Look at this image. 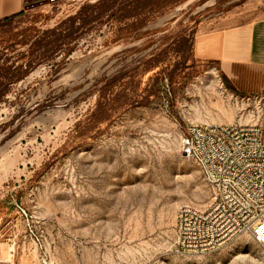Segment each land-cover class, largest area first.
Masks as SVG:
<instances>
[{
    "label": "rangeland",
    "instance_id": "rangeland-1",
    "mask_svg": "<svg viewBox=\"0 0 264 264\" xmlns=\"http://www.w3.org/2000/svg\"><path fill=\"white\" fill-rule=\"evenodd\" d=\"M264 0H78L0 21V245L16 264H264L241 233L179 250L181 205L210 191L188 124H264L194 45ZM214 89V90H213Z\"/></svg>",
    "mask_w": 264,
    "mask_h": 264
},
{
    "label": "built area",
    "instance_id": "built-area-1",
    "mask_svg": "<svg viewBox=\"0 0 264 264\" xmlns=\"http://www.w3.org/2000/svg\"><path fill=\"white\" fill-rule=\"evenodd\" d=\"M24 0V10L37 2ZM182 153L198 165L210 191L206 209L181 205L176 216L179 250H216L241 233H249L264 252V124H188L180 139ZM14 254L0 264H16Z\"/></svg>",
    "mask_w": 264,
    "mask_h": 264
},
{
    "label": "crops",
    "instance_id": "crops-1",
    "mask_svg": "<svg viewBox=\"0 0 264 264\" xmlns=\"http://www.w3.org/2000/svg\"><path fill=\"white\" fill-rule=\"evenodd\" d=\"M24 10V0H0V21ZM195 53L214 63L226 83L240 93L264 92V17L202 36Z\"/></svg>",
    "mask_w": 264,
    "mask_h": 264
},
{
    "label": "bare ground",
    "instance_id": "bare-ground-1",
    "mask_svg": "<svg viewBox=\"0 0 264 264\" xmlns=\"http://www.w3.org/2000/svg\"><path fill=\"white\" fill-rule=\"evenodd\" d=\"M214 90V89H213ZM13 255V253H11Z\"/></svg>",
    "mask_w": 264,
    "mask_h": 264
},
{
    "label": "trees",
    "instance_id": "trees-1",
    "mask_svg": "<svg viewBox=\"0 0 264 264\" xmlns=\"http://www.w3.org/2000/svg\"><path fill=\"white\" fill-rule=\"evenodd\" d=\"M231 88V87H230Z\"/></svg>",
    "mask_w": 264,
    "mask_h": 264
}]
</instances>
